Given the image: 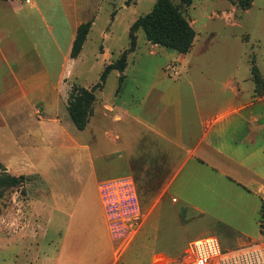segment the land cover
Wrapping results in <instances>:
<instances>
[{"label":"rangeland","instance_id":"rangeland-1","mask_svg":"<svg viewBox=\"0 0 264 264\" xmlns=\"http://www.w3.org/2000/svg\"><path fill=\"white\" fill-rule=\"evenodd\" d=\"M157 1L0 0V174L25 177L24 183L6 189L0 198V264H50L45 254L60 244L63 228L54 222L56 204L49 184L67 194L78 208L77 216L86 213L87 201L98 214L103 210L109 245L100 248V258L94 264H185L189 244L207 236L217 237L227 250L253 242L264 247L259 225L264 196L258 192L260 180L253 173L239 170L223 174L196 159L170 189H163L168 175L151 170L152 174H138L134 193L127 188L125 197L118 196L122 185L113 179L125 167L120 159L110 168L106 133L122 130V126L94 114L97 94L106 68L124 59L128 74L138 73V82L123 79L121 101L130 102L132 96L139 99L142 82L148 85L159 66L174 80L171 66H165L170 59H177L178 53L168 51L173 57L157 53L162 47H151L142 29L132 31L135 22ZM257 2L262 10L254 8L252 22H244L242 28L224 27L220 22L206 24L205 20L195 53L239 56L245 58L247 68L263 63L264 0ZM212 3L194 1L201 7ZM86 25L90 27L81 52L72 57L79 30ZM212 31L216 33L214 40L208 36ZM132 41L137 49L131 54ZM106 50L112 57L100 55ZM154 51L156 56H152ZM176 65L180 71V64ZM242 68L245 73L247 69ZM118 73L111 70L107 75L103 91L107 99L115 97L120 87ZM75 87L94 94L84 130L77 128L68 110ZM67 135L86 144L89 151L79 148ZM108 193L112 197L106 203L104 195ZM134 214L138 220L131 227L128 217ZM146 214L149 223L143 235L152 243L160 228L165 250H138L139 238L132 242ZM82 236L84 243L87 232Z\"/></svg>","mask_w":264,"mask_h":264},{"label":"crops","instance_id":"crops-1","mask_svg":"<svg viewBox=\"0 0 264 264\" xmlns=\"http://www.w3.org/2000/svg\"><path fill=\"white\" fill-rule=\"evenodd\" d=\"M257 1L250 0L245 8L229 0H213L206 7L193 3L187 12L196 34L193 47L187 54L178 53L177 59H170L165 66L180 64V76L169 80L159 66V72L148 85L142 82L141 97H131L130 102L134 105L121 101L122 95L119 94L126 77L138 82V73L128 74V62L125 71H119L117 75L120 87L115 97H104L106 81L99 94L95 92L98 101L94 114L98 113V117L110 121L111 125L122 126V130L106 133L110 139L107 140L110 168L114 167L115 160L120 159H123L125 167V171L116 174L113 181H132L136 185L138 174L147 175L153 170V173L168 175L163 189H170L177 176L193 160L198 159L223 174L233 175L239 170L253 173L260 180L258 192L264 196V90L256 91L252 66L247 68L245 58L231 55L209 57L195 53L202 39L199 30L204 29L207 22L242 28L244 22H252L254 8L262 10ZM205 20L206 24L203 23ZM73 29L69 27L71 32ZM214 34L212 31L208 36L214 40ZM153 46L162 47L151 44ZM168 51L162 47L157 53L169 54ZM110 53L106 50L100 55L107 59L112 57ZM156 55L154 51L152 56ZM219 64H223V67ZM256 65L264 80V62ZM242 66L247 69L245 73L241 70ZM219 68L223 70L219 72ZM227 69L234 71L226 72ZM56 107L55 111H58ZM67 137L79 148L89 151L86 144L77 142L73 136ZM94 174L98 184L100 181L95 169ZM49 187L56 204L53 209L56 215L54 222L62 225L63 233L60 244H56L55 250L52 246L54 248L45 254V258L50 264H94L100 258L97 255L102 252L100 248L109 245L108 224L103 210L98 214L94 204L87 201L88 210L77 216L78 208L69 202L67 194L58 191L57 186L49 184ZM262 200L264 202V198ZM148 220L149 214L144 215L143 226L132 242L139 238L136 245L138 250H165V238L163 232L160 236V228L152 243L143 235ZM84 231L87 236L83 243ZM93 247L97 250H93Z\"/></svg>","mask_w":264,"mask_h":264},{"label":"trees","instance_id":"trees-1","mask_svg":"<svg viewBox=\"0 0 264 264\" xmlns=\"http://www.w3.org/2000/svg\"><path fill=\"white\" fill-rule=\"evenodd\" d=\"M158 0L153 9L145 16L140 17L132 26V31L142 29L146 39L153 45H159L167 50L179 54H187L193 47L195 31L190 25L187 15L188 9L193 5L194 0ZM245 8L250 4V0H229ZM89 25L80 28L75 45L72 51V57H77L81 52L84 41L88 34ZM131 53L136 50V42H131ZM126 62V64H125ZM127 66V59L120 60L112 66H108L102 75V84L105 83L108 73L111 70L124 72ZM253 81L256 85V91L264 90V80L257 66H252ZM122 79V78H121ZM100 86V87H101ZM94 102L93 91H88L81 87H75L72 90L69 99L68 110L74 123L79 130H84L88 123L89 108ZM25 177L14 176L9 173L0 174V198L6 189L16 187L24 183ZM260 229L263 233L264 227V204L261 206Z\"/></svg>","mask_w":264,"mask_h":264},{"label":"built area","instance_id":"built-area-1","mask_svg":"<svg viewBox=\"0 0 264 264\" xmlns=\"http://www.w3.org/2000/svg\"><path fill=\"white\" fill-rule=\"evenodd\" d=\"M171 73L173 78L180 76V71L177 69V65L171 66ZM122 186L118 188V196H126L127 188L133 193L134 184L132 181L121 180ZM116 196V198L118 197ZM111 193L104 195V199L110 198ZM136 199V196H135ZM109 204H106L108 207ZM128 220L133 226L134 221L138 220V216L134 214L132 217H128ZM264 230V227H263ZM185 264H264V247H261L258 243H249L238 248L227 250L223 249L218 238L215 236H207L192 241L189 244L186 252Z\"/></svg>","mask_w":264,"mask_h":264}]
</instances>
